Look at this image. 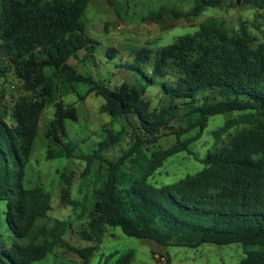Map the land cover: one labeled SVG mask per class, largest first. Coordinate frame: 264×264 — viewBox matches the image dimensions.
Masks as SVG:
<instances>
[{"label":"trees","instance_id":"trees-1","mask_svg":"<svg viewBox=\"0 0 264 264\" xmlns=\"http://www.w3.org/2000/svg\"><path fill=\"white\" fill-rule=\"evenodd\" d=\"M193 1L189 13L173 11L175 16L198 17L226 2ZM237 1L264 10V0ZM87 5V0H0V76L13 71L22 89L31 93L13 107L0 105V201L6 203L4 224L15 238L0 246V264H33L58 247L73 251L79 264H89L107 227L161 246L241 243L252 249L239 264H264V43L254 47L245 27L241 35L231 36L223 23L210 20L194 34L182 35L155 52L147 47L137 51L123 66L131 81L111 89L69 62L80 52H85L86 61L95 59L97 42L87 35L82 20ZM117 54L116 48L107 50L110 60ZM47 69L69 83L87 85L88 93L106 101L103 110L124 118L134 129L127 153L116 163L103 156L122 141L121 134L112 132L94 153L77 155V144L69 139L65 126L67 120H77V111L62 101L54 104L46 138L58 151L49 149V158L81 159L86 172L97 160L108 165L102 186L94 192L87 227L80 233L92 244L89 247L72 248L65 239L72 223L49 218L50 193L39 186H23L41 116L54 101V79ZM171 71L178 76L175 83L169 81ZM157 80H163L167 107L154 108L146 96ZM202 92L211 95L198 104ZM181 109L187 120L196 119L182 133L204 130L217 115L247 114L214 132L217 145L201 160L200 172L158 187L150 179L166 159L181 152L193 154L191 141L179 139L182 133H177L178 143L170 148L151 157L144 153ZM61 180L70 185L66 174ZM68 197V190H62L63 200L70 201ZM113 256L108 255L104 264ZM132 258V253L122 255L117 264H130Z\"/></svg>","mask_w":264,"mask_h":264},{"label":"rangeland","instance_id":"rangeland-1","mask_svg":"<svg viewBox=\"0 0 264 264\" xmlns=\"http://www.w3.org/2000/svg\"><path fill=\"white\" fill-rule=\"evenodd\" d=\"M87 1L82 20L87 35L97 42L95 59L86 61L85 52H80L78 59H71L69 62L80 73L93 76L97 82L111 89L119 87L124 81H131L130 74L123 66L133 60L137 51L147 47L155 52L174 43L182 35L194 34L201 24L210 20L223 23L231 36L241 35V28L245 27L254 39V47L264 43V10L248 7L237 0H226L220 8L209 7L200 16L188 18L177 17L173 11L189 13L194 6L193 0ZM109 48H116L119 53L112 60L107 56ZM150 62H153V57ZM146 70L150 71L151 65H148ZM46 74L54 79V101L46 105L41 116L38 133L24 170L23 186H39L50 193L52 208L49 218L72 223V230L65 235L72 248L89 247L92 244L84 241L80 233L87 227L95 201L94 192L102 186L105 174L108 173V165L97 160L90 171L86 172V163L81 159L49 158V149L58 151L46 138L55 113L54 104L62 101L67 106H74L77 111V120H67L65 123L69 139L77 144V155L94 153L108 132H112L121 134L122 141L104 151L103 156L106 160L116 163L127 153L134 129L124 118L103 110L106 101L95 93H88L87 85L69 83L63 76L54 73L53 69H47ZM169 75V81L175 83L177 74L171 71ZM162 83L163 80H157L146 93L154 108L168 106L161 92ZM30 95L31 93L22 89V83L13 71L0 76V105L3 103L13 107L17 101L30 98ZM208 95L211 94L200 93L198 104ZM180 113V116L161 132L156 144L145 146L146 155L151 157L154 152L177 144V133H182L195 122L194 117L187 120L184 116L185 110L181 109ZM246 114L247 112H234L217 115L209 119L204 130L194 128L182 133L179 139L182 142L191 141L189 150L193 154L181 152L172 155L164 161L150 181L162 187L200 172L204 168L201 160L217 145L214 132L223 128L228 120ZM132 122L138 127L136 120L132 119ZM235 130L236 128L231 132ZM63 173L70 178L69 186L61 180ZM62 190H68V198L73 203L63 200ZM5 211L6 203L0 201V246L15 240L4 224ZM251 249V246L241 243L204 244L197 248L161 246L152 241L128 237L120 228L107 227L102 243L89 264H104L107 256L111 254L114 256L107 264H117L120 256L129 253L133 254L130 264H239L246 257V251ZM80 261L70 249L58 247L54 253L33 264H79Z\"/></svg>","mask_w":264,"mask_h":264}]
</instances>
